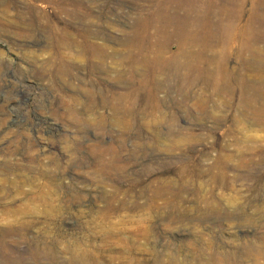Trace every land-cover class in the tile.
Listing matches in <instances>:
<instances>
[{
    "label": "rangeland",
    "instance_id": "1",
    "mask_svg": "<svg viewBox=\"0 0 264 264\" xmlns=\"http://www.w3.org/2000/svg\"><path fill=\"white\" fill-rule=\"evenodd\" d=\"M2 1L0 258L7 244L25 259L17 264H264V58L256 78L241 65L240 25L225 51L214 44L201 56L225 91L172 69L146 76L159 92L132 74L128 89L87 67L76 35L102 28L105 40L94 43L114 53L104 70L125 75L113 64L138 18L197 8L220 23L214 17L232 18L240 0ZM258 5L250 32L260 43L251 47L263 50ZM245 79L251 107L242 104Z\"/></svg>",
    "mask_w": 264,
    "mask_h": 264
},
{
    "label": "bare ground",
    "instance_id": "2",
    "mask_svg": "<svg viewBox=\"0 0 264 264\" xmlns=\"http://www.w3.org/2000/svg\"><path fill=\"white\" fill-rule=\"evenodd\" d=\"M203 1H201V2H203ZM5 2H6V0L2 1L1 3L3 4ZM215 2H217V1H215ZM237 2L238 3H236V4L234 3L235 5L233 8V12L235 13V16H233L232 18L229 17L230 13H227V12L224 13V11H226V9L223 10V13L225 14L224 17H220V16L214 17V18L219 17L220 23H216V22L214 23V22L210 21L209 18L204 19V18H202L203 16L202 17L195 16L197 8H196V10H194L195 11L194 14L192 12H190V15H188V16H185V14L180 15V14L174 13L175 15H172V17H171V15H169V13H170L169 12L168 13L169 16L167 15V17H165L164 15H162L163 13H165L164 12L165 10H164L163 13L161 14L162 18L159 15H156V16L149 15L147 18H144L142 20H139V18H138L137 22L134 24L135 26L132 29L130 36H128L129 37L128 41H126L124 43V45H122L125 48L126 56L123 57V59H122L123 61L114 62V64H113V66H115V68H114L115 71L119 67H123L125 70L124 71L125 75L122 72L121 73L120 72H116V73L112 72V74H111L109 71L104 70V68H106L105 67L106 60L108 58L113 59L114 57H112V56L114 53H112L111 48L108 49L106 47L104 42H103L104 44L103 43H94V40H100V39L102 41L105 40V39L103 40L102 37H100V35H102V32H103L102 28L98 27L97 30L83 29V30L78 31L76 33V35L80 39L82 51H83V54L87 60V61H84L87 64V67H89L90 70L96 71L95 73H101L105 76H109L112 81H114L118 84L123 83V82H124V84L127 83L126 86L128 89L132 88L131 81L128 77V75H130V74L133 75L132 77H134L135 75H138L140 77V80L138 81V86L144 87V86H150L149 84L152 82V79H148L146 77L147 75L155 74L156 72H158L160 70L172 69L176 73H184V74L197 73V74L203 76V78H204L203 81H206L204 84L206 86H208L209 88H212L213 90L220 89L221 91H225L227 84H226V81L224 80V77H222L219 80H215L213 77V73L209 69V66H210L209 62L207 60L201 61L202 60L201 56H203V54L205 53V51L207 49L214 46V44H216V46L220 47L222 50L225 51L227 48V45H226L227 39H229L231 37L230 35L232 34V31L235 29L236 24L240 25V29L238 31V34H239V37L241 39V44H240V48L238 50V54H239V57L241 58V60H240L241 65H243V66L251 65L256 69V70H254V73H257V72L260 73L261 68L259 67L260 64H258V63H259L260 58H264V47H263V50L251 47L253 45H259V43H260L258 41L259 38L257 39L256 37L253 36L254 34L250 32L251 24H252V18H251L252 10H256L259 7V5L257 6V0H240ZM231 3H232V1H231ZM247 3L249 4V6L252 9L250 10V12H247L246 15L244 16V11H243L244 5H246ZM259 3H262V2L260 1V2H258V4ZM139 4H141V3H139ZM168 4H170V3H167V5ZM223 4L222 5L220 4L221 7L223 6ZM178 5H180V3ZM61 6H62V4H61ZM175 6H176V3H175ZM202 6H204V5H202ZM229 6L230 5H228V9H229ZM183 7H184V5H183ZM194 7H195V4H194ZM230 7H232V6H230ZM136 8H137V6H136ZM159 8H161V7H159ZM177 8H179V7H177ZM180 8L182 9L181 6H180ZM185 8H187V7H185ZM190 8H188V9H190ZM199 8H201V7H199ZM213 8H214V6H213ZM191 9H193V8H191ZM259 9H262V11L264 12V6L260 5ZM143 10H144V8H143ZM182 10H184V8ZM177 12H179V11L177 10ZM188 12H189V10H188ZM228 12H229V10H228ZM256 12H258V11H256ZM138 13H140V10ZM166 14H167V12H166ZM87 16H86V18H87ZM244 17H245V19H244ZM174 19L177 22L174 21ZM222 19L225 22L224 21L221 22ZM260 27H261V25H260ZM194 28H197L198 31L194 30ZM253 32H255V31H253ZM103 38H104V36H103ZM109 43H110V41H109ZM261 43H264V42H261ZM194 45L199 48L198 51L192 50V46H194ZM172 50L174 52L173 54H170L168 57H164L165 54H168ZM244 54H247V57H244V56H246ZM59 55L64 57L61 53H59ZM181 59H184L183 63H180ZM261 65H263V64H261ZM257 70H259V71H257ZM259 73H257V75L254 74L255 78H256V76L259 75ZM113 74H115V75H113ZM127 77H128V81H126ZM252 78H254V77H252ZM261 78H263V79H261ZM261 78H260L261 81L264 83V75ZM184 79H186V77H184ZM252 80L256 81V79H252ZM252 80H251V82H252ZM186 81L187 82H185V83H192L193 79H187ZM242 82L243 83H241V84L239 83V87L241 90V96L243 97V98L242 97L241 98L243 100L241 98H239L240 96H238V98L242 100L243 107H244V105L251 107L252 105L248 104V103H251L250 100L247 98V96H245L248 94V88H250V87H248L246 79L243 80ZM251 82H250V84H251ZM254 82H252V84L255 86ZM153 83H154L153 87H151V86L150 87L154 89V92H159L161 89V86H159V84H157L155 81H153ZM263 83H262V85H263ZM91 84H92V82H91ZM257 84H256V86H258L260 83L258 85ZM262 85H259V86H262ZM259 86H258V88H259ZM113 87H115V86H113ZM120 87H122V86H120ZM259 89H262V87ZM255 90H257V89H255ZM254 91H252V92H254ZM263 91H264V89H263ZM252 92H250V93L252 94ZM85 93H87V95L90 96L89 100L93 97L92 93H90V90L89 91L85 90ZM105 94H106V92H105ZM148 94H149L148 96L151 95L150 92H148ZM261 94H262V92H261ZM109 95L111 97L110 99H112V100L115 99V97H116V94H113V93H111ZM254 95H255V93H254ZM131 96L132 95H130L128 93L125 95L119 96V98H121L119 101H122V102L129 101L132 99ZM250 96H248V97H250ZM86 98H87V96H86ZM95 99H96V97H95ZM250 99H252V98L250 97ZM104 105L105 104H103V106ZM243 107H242V109H243ZM247 108H249V107H247ZM112 114L114 117H116L115 121L118 125H120L121 130H125L126 127L123 126L125 124V121L123 119H121L115 111ZM263 126H264V123H263ZM177 136H178L177 137L178 140H180L179 134H177ZM4 234H6V233L0 232V237L2 239L4 238ZM12 236L10 234H8L6 236V238L13 240ZM4 246H5L6 250H4V255L0 258L1 263H3V264H17V263H20L22 261H25V259L23 258L21 253L12 257L11 255H13V254L9 253L10 248L7 246V244H5Z\"/></svg>",
    "mask_w": 264,
    "mask_h": 264
}]
</instances>
